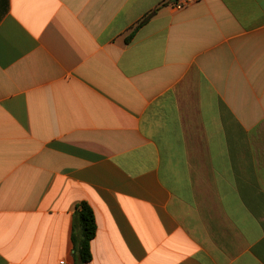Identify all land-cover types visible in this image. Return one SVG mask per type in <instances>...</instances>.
I'll list each match as a JSON object with an SVG mask.
<instances>
[{
	"label": "crops",
	"instance_id": "1",
	"mask_svg": "<svg viewBox=\"0 0 264 264\" xmlns=\"http://www.w3.org/2000/svg\"><path fill=\"white\" fill-rule=\"evenodd\" d=\"M179 1L0 0V264H264V0Z\"/></svg>",
	"mask_w": 264,
	"mask_h": 264
},
{
	"label": "trees",
	"instance_id": "2",
	"mask_svg": "<svg viewBox=\"0 0 264 264\" xmlns=\"http://www.w3.org/2000/svg\"><path fill=\"white\" fill-rule=\"evenodd\" d=\"M154 12L147 14L137 27L143 25L152 17ZM96 224L92 208L81 202L73 214V228L71 240L77 256L78 264H86L91 260L90 242L95 237Z\"/></svg>",
	"mask_w": 264,
	"mask_h": 264
},
{
	"label": "built area",
	"instance_id": "3",
	"mask_svg": "<svg viewBox=\"0 0 264 264\" xmlns=\"http://www.w3.org/2000/svg\"><path fill=\"white\" fill-rule=\"evenodd\" d=\"M193 1L194 0H181L177 3H175L174 8L178 9V10L182 9V8L188 6L189 4H191ZM59 264H65L64 260H62Z\"/></svg>",
	"mask_w": 264,
	"mask_h": 264
}]
</instances>
